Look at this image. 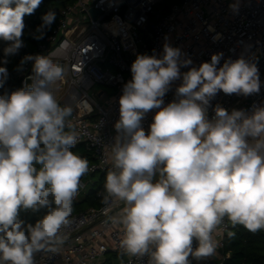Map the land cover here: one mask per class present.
Returning <instances> with one entry per match:
<instances>
[{"label":"clouds","instance_id":"clouds-1","mask_svg":"<svg viewBox=\"0 0 264 264\" xmlns=\"http://www.w3.org/2000/svg\"><path fill=\"white\" fill-rule=\"evenodd\" d=\"M41 2L0 0V39L9 42L2 63L24 46L23 18ZM230 8L238 13V0ZM56 16L49 9L33 38L43 39ZM222 57L218 52L210 62L189 67L191 58L166 42L159 56L137 54L132 62L101 194L106 206L123 203L111 217L123 229L121 257L192 264L189 257L201 261L216 254L213 232L225 218L233 229L264 230V104L231 112L217 104L208 115L221 91L258 94L260 74L243 55L221 66ZM28 61L32 74L14 91L5 88L8 71L0 67V264H35L36 254L63 245L62 229L71 223L74 198L89 171V160L71 150L79 140L68 121L73 109L54 94L65 68L48 54L25 55L18 70ZM177 80L175 99L165 105ZM154 109L146 134L142 122ZM41 211L35 222L24 218Z\"/></svg>","mask_w":264,"mask_h":264},{"label":"built area","instance_id":"built-area-1","mask_svg":"<svg viewBox=\"0 0 264 264\" xmlns=\"http://www.w3.org/2000/svg\"><path fill=\"white\" fill-rule=\"evenodd\" d=\"M237 0H76L61 8L57 24L32 55H48L60 63L65 72L53 86L61 106L71 105L68 121L79 134L76 146L83 145L88 155L89 171L82 176L81 187L73 202L81 203L96 189V175L107 174L112 167L111 144L116 135L114 124L119 119V97L123 85L131 80V64L137 54L159 56L167 42L179 47L191 58L192 66L210 62L211 56L222 52L224 60L243 55L256 63L261 80L258 94L247 97L225 95L222 91L210 102L209 118L219 104L229 112L251 110L264 104V0H238L239 11L230 4ZM99 13L93 16L91 9ZM210 26L213 30H209ZM220 38L214 40V37ZM32 61L21 69V87L32 74ZM189 70L182 68L181 72ZM30 83V81H28ZM177 80L166 93L165 105L175 99ZM96 86L113 90L92 93ZM75 97V98H74ZM151 110L143 120L147 134L153 116ZM101 197L103 190H98ZM123 203L111 206H88L74 210L71 223L62 234L63 245L55 252L36 254L35 264H140L135 258L121 257L120 241L123 229L112 223ZM227 225V228L225 227ZM233 230L225 221L213 232L217 241L216 254L192 264H225L231 257L226 250L227 231ZM264 233V230H263ZM194 240L193 246H196ZM146 264V262H142ZM264 264V263H262Z\"/></svg>","mask_w":264,"mask_h":264},{"label":"trees","instance_id":"trees-1","mask_svg":"<svg viewBox=\"0 0 264 264\" xmlns=\"http://www.w3.org/2000/svg\"><path fill=\"white\" fill-rule=\"evenodd\" d=\"M72 0H42L40 6L35 10L32 15H26L24 19L25 27L23 29L22 41L24 46L19 49L18 54L7 57L8 63L4 64L2 61L5 59L3 49L8 45L9 42L0 39V67H6L8 71V78L5 84V88L8 91H14L21 88V69L20 61L25 55H32L37 51L38 45L44 42L46 37L52 32L53 28L57 24L59 13L61 8L70 4ZM49 9L56 12V20L51 25L50 29L45 30L43 39H34L33 36L36 33V29L43 23L42 17L46 14ZM4 89H0L2 93ZM80 156L88 155L83 145L75 146L71 149ZM97 183L96 189L103 190L104 193V175H96ZM97 191L92 189L85 200L81 203H74L73 208L75 210H81L85 206L101 207V197H98ZM81 205V206H80ZM83 205V206H82ZM44 214L43 211L37 215L25 214L24 218L29 222H35L37 218ZM232 231H235L236 235L234 238L229 239L226 237V250L231 252V257L225 262V264H262L264 263V233L263 230L253 234L248 232L242 226H236ZM114 256H111L107 264H111Z\"/></svg>","mask_w":264,"mask_h":264},{"label":"rangeland","instance_id":"rangeland-1","mask_svg":"<svg viewBox=\"0 0 264 264\" xmlns=\"http://www.w3.org/2000/svg\"><path fill=\"white\" fill-rule=\"evenodd\" d=\"M76 0H72L70 3H73V2H75ZM100 90H107L109 93H112L113 92V90L111 89V88H109V87H105V86H96L94 89H93V91H92V93H97V92H99ZM74 203H76V202H74ZM81 206V205H80ZM83 206V205H82ZM87 206H85L84 205V207L83 208H86ZM74 209V208H73ZM75 210V209H74Z\"/></svg>","mask_w":264,"mask_h":264},{"label":"water","instance_id":"water-1","mask_svg":"<svg viewBox=\"0 0 264 264\" xmlns=\"http://www.w3.org/2000/svg\"><path fill=\"white\" fill-rule=\"evenodd\" d=\"M91 13L93 14V16H96L99 13V11L92 8Z\"/></svg>","mask_w":264,"mask_h":264}]
</instances>
